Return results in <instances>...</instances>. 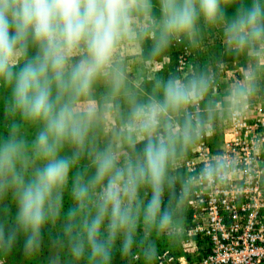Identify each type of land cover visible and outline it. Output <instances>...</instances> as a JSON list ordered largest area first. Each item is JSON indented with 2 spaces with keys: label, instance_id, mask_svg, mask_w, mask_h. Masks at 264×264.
<instances>
[{
  "label": "clouds",
  "instance_id": "clouds-1",
  "mask_svg": "<svg viewBox=\"0 0 264 264\" xmlns=\"http://www.w3.org/2000/svg\"><path fill=\"white\" fill-rule=\"evenodd\" d=\"M206 29L249 60L225 97L240 112L264 79V0H0V253L32 256L55 228L67 264H131L136 251L152 264L184 202L174 162L216 81L192 67L141 97L119 48L148 40L156 59Z\"/></svg>",
  "mask_w": 264,
  "mask_h": 264
},
{
  "label": "built area",
  "instance_id": "built-area-1",
  "mask_svg": "<svg viewBox=\"0 0 264 264\" xmlns=\"http://www.w3.org/2000/svg\"><path fill=\"white\" fill-rule=\"evenodd\" d=\"M192 61L191 49L183 47L177 58L180 75L193 67ZM248 68H208L216 81L210 117L199 125L201 140L191 153L173 165L175 173L185 174L188 235L195 246L204 245L197 260L184 257L186 264H264V79L240 112L229 109L228 92H222L224 83L230 88ZM204 101L193 111L205 112ZM214 134H221L216 145L211 144ZM205 165L216 166L208 177L201 176ZM162 258L161 264L179 261L169 251Z\"/></svg>",
  "mask_w": 264,
  "mask_h": 264
},
{
  "label": "rangeland",
  "instance_id": "rangeland-1",
  "mask_svg": "<svg viewBox=\"0 0 264 264\" xmlns=\"http://www.w3.org/2000/svg\"><path fill=\"white\" fill-rule=\"evenodd\" d=\"M124 43V42H123ZM217 44H221L219 40L218 32L212 29H206L202 38V42L197 48V52H194L192 64L196 66H223L225 63H215L214 61V52L211 50V47ZM122 45V44H121ZM223 46V45H222ZM196 50V49H195ZM200 54V55H199ZM200 58V62L198 60ZM165 58L168 59V62H171V56L169 53L165 54ZM203 58H207L209 61L203 62ZM152 60V59H151ZM245 62H249L248 58L245 59ZM199 62V64H198ZM154 66V65H151ZM232 66H249L247 65H232ZM223 95L228 92L229 88L226 86V83L223 84ZM207 107L210 106L208 103ZM117 124L114 122L111 125L106 124L101 130V137H105L110 131L111 127H115ZM216 140L217 135L211 136V140ZM192 150V148L186 143L183 147V152ZM187 210L186 207H181L174 227L171 228L170 233H164L155 237L156 239V254L153 258L152 264H161V260H166L162 258L167 251L170 252V255H173L177 263L176 264H186L184 257H187L190 261L192 259L197 260L202 256L204 245L198 243L196 246L193 244V241L190 240V237L187 232L188 221L186 220ZM56 236V229L53 228L50 232L45 234L44 244L39 252H37L34 257L30 259H8L5 253H0V264H50V260L53 257H61L64 259L65 264L66 258L63 257L62 251H58L55 247L52 246V240ZM115 264H128L127 261L122 260L118 255L115 258ZM131 264H144L143 257L140 251H136L135 255L132 257ZM166 264V262L164 263Z\"/></svg>",
  "mask_w": 264,
  "mask_h": 264
},
{
  "label": "crops",
  "instance_id": "crops-1",
  "mask_svg": "<svg viewBox=\"0 0 264 264\" xmlns=\"http://www.w3.org/2000/svg\"><path fill=\"white\" fill-rule=\"evenodd\" d=\"M146 43V40L142 42L126 40L120 46L118 53L126 64L130 86L135 91L140 90L145 97L151 94L153 81L157 78H164V74L169 72L170 67L167 66L169 62L168 59L165 58V55L161 58L150 60L145 53ZM245 61L246 60H240L233 63H226V65L231 67V69H238L240 67L247 68L248 66H232L243 64L248 65L249 62L247 63ZM101 89L103 88H98L96 94H98ZM148 89H150V92L144 91ZM97 97H99V94Z\"/></svg>",
  "mask_w": 264,
  "mask_h": 264
},
{
  "label": "trees",
  "instance_id": "trees-1",
  "mask_svg": "<svg viewBox=\"0 0 264 264\" xmlns=\"http://www.w3.org/2000/svg\"><path fill=\"white\" fill-rule=\"evenodd\" d=\"M147 43H146V54L148 53V51L150 50V47H151V42L146 40ZM185 46H189L187 45L186 43L185 44H178V45H174L173 47H171L167 53L170 54L171 56V62L167 65V66H170L169 67V72L167 74H164V78H166L167 76L171 75V74H176V75H180L179 72L177 71V58H178V54L180 52V50L185 47ZM189 48L191 49L192 51V55L194 56V52H197V48L195 47H191L189 46ZM196 49V50H195ZM211 50L214 52V61L215 63L219 64V63H233V62H237V61H240V60H245L247 58V56L245 55H240V56H233L231 54H227L225 53L224 49H223V46L222 44H217V45H214L211 47ZM166 53V54H167ZM200 55V54H199ZM148 57V55H147ZM161 58V57H159ZM149 59L151 60L152 58L149 57ZM154 60V59H152ZM198 60L200 62V58L198 56ZM203 62H207L209 61L207 58H203ZM198 62V64H199ZM194 67V66H193ZM195 67H199L201 69H205V70H208V65L207 66H196L195 64ZM152 90V89H151ZM144 91H149L150 92V89L148 90H144ZM103 92V89H101L98 94L100 95L101 93ZM136 92L141 96V97H145V95H143L142 92H140V90H136ZM97 94V95H98ZM208 103L210 106L207 107V104ZM212 104H211V96H210V93L208 95V97L205 99L204 101V108L206 109L205 112L201 113L200 114V117L202 118V120L210 117V109L212 108ZM217 135V139L215 140H211V144H214L216 145L218 143V141L221 139V134H216ZM201 140L200 137L196 136L193 140L187 142V144L192 148L193 145L197 142H199ZM191 153V149H189V151L187 152H183V155H188ZM180 157V156H179ZM178 157V158H179ZM176 173L180 174L181 176H183V178L185 179V174L183 171H177ZM182 188V185H180L179 183L177 184V192H179ZM185 202H186V197H184V202H183V207H185ZM187 210V209H186ZM187 217H188V211H187ZM5 255L7 256L8 259H30L32 257H34V255L32 256H25L19 248H15L13 249L12 251L10 252H7L5 253Z\"/></svg>",
  "mask_w": 264,
  "mask_h": 264
}]
</instances>
